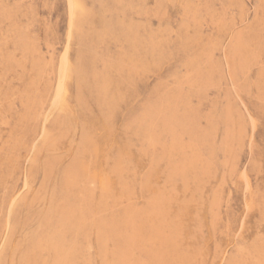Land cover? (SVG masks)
Returning a JSON list of instances; mask_svg holds the SVG:
<instances>
[{
    "label": "rangeland",
    "instance_id": "374dc122",
    "mask_svg": "<svg viewBox=\"0 0 264 264\" xmlns=\"http://www.w3.org/2000/svg\"><path fill=\"white\" fill-rule=\"evenodd\" d=\"M0 264H264V0H0Z\"/></svg>",
    "mask_w": 264,
    "mask_h": 264
},
{
    "label": "bare ground",
    "instance_id": "6f19581e",
    "mask_svg": "<svg viewBox=\"0 0 264 264\" xmlns=\"http://www.w3.org/2000/svg\"><path fill=\"white\" fill-rule=\"evenodd\" d=\"M73 4V3H72ZM73 7V6H72ZM239 233V232H238Z\"/></svg>",
    "mask_w": 264,
    "mask_h": 264
}]
</instances>
